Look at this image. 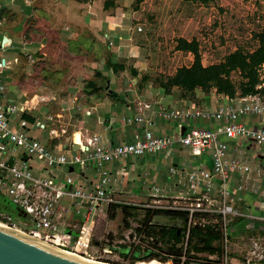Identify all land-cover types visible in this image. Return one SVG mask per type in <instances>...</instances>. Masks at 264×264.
Masks as SVG:
<instances>
[{
	"label": "crops",
	"instance_id": "crops-1",
	"mask_svg": "<svg viewBox=\"0 0 264 264\" xmlns=\"http://www.w3.org/2000/svg\"><path fill=\"white\" fill-rule=\"evenodd\" d=\"M129 15L120 0H0L3 21L0 25V62L5 60L4 69H0V83L6 86L5 92L0 94V102H15L24 109L16 121L12 119L13 128L21 129L20 117L26 118L31 125L41 122L44 126L29 127L30 135L55 153L83 155L84 147L94 135H99L103 144L115 146L133 141L137 134L147 129L157 136L178 138L186 129L201 127L217 130L223 125L221 121L190 118L181 126L182 121L159 116L158 111L162 108L216 109L225 104L241 106L244 103L247 96L230 97L218 93L216 88H198L186 93L173 87L166 92L160 83L168 76L162 78L160 73L163 69L153 62L149 42L145 38L148 24H135V19ZM74 32L77 36H85L86 41L90 36L97 35L100 44H97L95 59L88 60V63L94 64L95 73H85L86 79L81 87L74 88L67 73L62 76L57 70L49 77L39 73V69V78L25 75L23 68L29 62L26 61L28 57L37 54L38 58L44 59L67 49L63 43L71 40L70 35ZM4 39L12 43L5 49L1 47ZM133 41L140 44L135 45ZM105 45L108 54H104ZM54 62L53 59L51 63L41 60L36 66L53 65ZM111 64L117 65V68ZM175 73L171 72L169 76ZM144 104H150V107L146 108ZM140 113L145 118L143 122L126 121ZM148 119H152L153 123H149ZM239 121L251 128H264V113L247 114ZM219 137L228 143L229 158L240 159L250 166V171H234L228 178V185L235 195L234 205L244 204L246 211L264 215V146L259 148L249 138H228L222 133ZM21 155V151H9L6 158L13 162ZM29 162L35 175L50 176L63 183L72 177L74 185L90 187L100 176L93 163L47 169L38 157H29ZM105 166L114 178L124 179L123 182L113 183L116 199L141 203L150 197L154 185L160 186L165 194H190L189 183L176 185L170 169L177 167L190 171L194 166L210 169L212 151L207 149L202 156H197L190 147L177 142L169 151L124 157ZM238 185H244L245 189L237 190ZM198 193H201L200 188ZM69 204L70 197L65 196L59 211L62 205ZM12 205L4 190H0V209L12 211ZM76 220V224L66 226L73 238V242L68 240L69 245L74 243L78 233L81 219Z\"/></svg>",
	"mask_w": 264,
	"mask_h": 264
},
{
	"label": "built area",
	"instance_id": "built-area-1",
	"mask_svg": "<svg viewBox=\"0 0 264 264\" xmlns=\"http://www.w3.org/2000/svg\"><path fill=\"white\" fill-rule=\"evenodd\" d=\"M0 17V25L2 24ZM5 67V62H0V69ZM5 84L0 83V94L5 92ZM146 108L150 104L143 105ZM24 109L15 102L2 104L0 102V190L6 193L11 202L22 209L31 219L32 226L29 234L45 242H51L58 246L67 247L71 233L66 229L67 225L76 224V218L81 219L78 233L74 239V253L78 256L88 254L89 248L95 235L96 221L105 206L120 203L115 197L113 188L114 182H123L124 179L113 177L106 169V164L129 156H141L151 152L169 151L177 142L191 148L197 156L210 149L212 151V167L204 169L194 166L190 171L172 167L171 174L175 177V183L183 186L189 183L190 194H165L163 189L154 185L151 190L152 203L143 205L156 208L159 211L178 212L188 217V232L186 244L190 237L192 220L195 216L205 214H218L224 220V228L220 238L229 241L231 230L228 229L233 217H243L258 222H264V215L253 213H240L234 207L235 195L228 185V178L234 171H250V166L236 158L228 157V143L221 140L220 133L228 138H249L253 139L259 148L264 146V128H251L239 121L240 117L247 114L264 113V95H248L241 106L234 104L221 105L216 109L198 108L178 109L162 108L158 115L168 120L184 122L190 118H205L207 120L221 121L223 125L217 130H210L201 127H193L178 138L167 135L157 136L152 130L147 129L142 134H137L131 142L107 146L102 143L99 135H94L84 147V154L73 156L65 153H55L48 146L34 138L28 132L29 127L44 126L41 122L31 125L23 117H20V130L12 126V119ZM14 117V118H13ZM142 113L127 118L128 123L143 122ZM153 123L152 119H148ZM9 151L14 153L21 151V157H16L12 162L6 158ZM29 157H38L47 169L60 165H76L93 163L100 172L99 178L90 186L74 185V179L68 177L65 182H59L50 176L35 175ZM188 182V183H187ZM73 188H69L73 186ZM201 193H198V189ZM245 189L244 185H238L237 190ZM188 192V193H189ZM192 194V195H191ZM70 197L68 206L62 205V199ZM169 197L178 202L179 199L193 201L192 205L169 206L162 205L163 199ZM139 204V203H129ZM219 205V207H217ZM66 217V219H65ZM64 218L65 220H62ZM229 218V219H228ZM70 220V223H67ZM228 221V222H227ZM0 222L17 228L13 217L5 210L0 209ZM210 225V224H209ZM196 226V225H195ZM205 226V225H204ZM213 226V225H212ZM214 227V226H213ZM262 236V237H261ZM262 241V243H261ZM256 248L261 249L264 256V234L254 238Z\"/></svg>",
	"mask_w": 264,
	"mask_h": 264
},
{
	"label": "rangeland",
	"instance_id": "rangeland-1",
	"mask_svg": "<svg viewBox=\"0 0 264 264\" xmlns=\"http://www.w3.org/2000/svg\"><path fill=\"white\" fill-rule=\"evenodd\" d=\"M120 1L124 10L130 14L129 17L135 19V24H148L145 38L149 42L148 47L153 62L163 69L161 73L157 71L162 78L169 76L181 66L191 65L194 60L191 53L176 49L177 39L180 37L190 40L197 38L200 42L203 63L210 65L222 61L238 48L253 51L259 45L257 35L264 32V0H213L208 5L183 0ZM77 35L75 32L72 33L71 40L63 43L68 50L57 51L55 55H48L44 59L38 58L37 54L28 57L26 61L29 62L23 68L25 75L39 78L41 76L39 73L42 72L45 77H49L54 75V70H57L62 76L67 73L68 79L74 83V88L81 87L82 81L86 79L85 73H95L94 64L88 63V60L95 59L99 37L93 35L86 41L85 36ZM133 43L140 44L139 41ZM104 54H108L107 46L104 48ZM52 59L55 60L53 65L36 66L41 60L51 63ZM69 61L71 63H68ZM262 73L264 75V66ZM151 200L152 197H149L145 202L134 205L121 199L118 204L105 206L96 221L95 235L88 254L86 257H81L105 264H147L151 261L164 264H247L248 260L251 264L259 262L260 259L255 256L257 254H254V250L257 249L254 238L259 234L257 230L252 229L243 233H240L241 230L230 233L229 241L224 239L215 241L211 248H206L204 242L197 239L194 240L195 246L187 247L185 237L175 246V251L181 250L182 254H173L174 242L168 239L162 228L176 224L184 227L187 236L189 227L183 225V219L172 217L166 212H159L162 208L157 210L143 206L151 204ZM163 200L162 205L175 207L184 204L191 206L193 203L183 199H179L176 203L169 197ZM234 207L240 213H250L246 211L244 204ZM242 219L243 217H233L228 223V229ZM151 223L156 225L161 233L157 237L148 234L146 228ZM209 224L213 225L221 235L224 220L218 214L195 216L191 223L192 226L198 225L201 228ZM17 228L27 233L31 231L30 227L21 225ZM138 228H142L143 231L138 232ZM70 240L73 242V238ZM73 245L74 243L67 247L57 246L74 253ZM155 254H157L156 258L151 259L150 257Z\"/></svg>",
	"mask_w": 264,
	"mask_h": 264
},
{
	"label": "trees",
	"instance_id": "trees-1",
	"mask_svg": "<svg viewBox=\"0 0 264 264\" xmlns=\"http://www.w3.org/2000/svg\"><path fill=\"white\" fill-rule=\"evenodd\" d=\"M141 2L142 0H138ZM185 2H193L208 5L213 0H183ZM259 45L253 51H246L238 48L229 53L222 61L210 65L203 63L202 54L200 51V42L197 38L188 40L187 38L180 37L177 39V50L191 52L194 55V61L189 66H181L176 70L174 75H170L166 80L160 84L169 92L173 87H178L186 93L195 91L198 88L210 90L216 88L218 93L227 94L230 97H244L254 94L264 95V75L262 68L264 66V32L257 35ZM116 67L117 65H112ZM122 67V65H120ZM4 198H2L3 200ZM6 202V201H5ZM14 205V204H13ZM12 211L8 213L13 217L17 226H32V221L29 216L19 207L14 205ZM166 212L170 216L183 219L184 224L188 225V217L178 212ZM154 224H149L146 228L148 234L158 236L161 234ZM186 228V227H185ZM165 235L169 240L173 241L174 249L172 253L181 255L182 251H175V246L181 243L186 237L184 227L173 224L169 228H162ZM142 232V228L137 229ZM232 233V229H231ZM233 234V233H232ZM220 238L219 233L212 225H205L203 228L198 225L191 227L188 246L193 247L196 245L194 240H201L204 242L206 248H211L213 242ZM157 254L152 255L151 259L156 258Z\"/></svg>",
	"mask_w": 264,
	"mask_h": 264
},
{
	"label": "water",
	"instance_id": "water-1",
	"mask_svg": "<svg viewBox=\"0 0 264 264\" xmlns=\"http://www.w3.org/2000/svg\"><path fill=\"white\" fill-rule=\"evenodd\" d=\"M11 44L10 40L4 39L1 47L5 49ZM44 242L19 228L0 222V264H93Z\"/></svg>",
	"mask_w": 264,
	"mask_h": 264
},
{
	"label": "flooded vegetation",
	"instance_id": "flooded-vegetation-1",
	"mask_svg": "<svg viewBox=\"0 0 264 264\" xmlns=\"http://www.w3.org/2000/svg\"><path fill=\"white\" fill-rule=\"evenodd\" d=\"M231 229H232V233L234 232L236 233L239 230H241L240 233H243L245 231L252 229V230H257L258 234L261 235V234H264V222H258L252 219L245 218V219H242L239 223L232 226L230 230ZM254 254H257L255 256H257V258L260 260H258L259 261L258 263H252V264H264V256H262L261 254V249L257 248L256 250H254ZM247 264H251V261L248 260Z\"/></svg>",
	"mask_w": 264,
	"mask_h": 264
},
{
	"label": "bare ground",
	"instance_id": "bare-ground-1",
	"mask_svg": "<svg viewBox=\"0 0 264 264\" xmlns=\"http://www.w3.org/2000/svg\"><path fill=\"white\" fill-rule=\"evenodd\" d=\"M40 241V240H39ZM42 242V241H41ZM44 243H46V244H48V245H50L51 247H53V248H55V249H58V250H60V251H65V252H67V253H71V254H74V255H77V254H75V253H73V252H70V251H68V250H65V249H62V248H59L56 244H50V243H48V242H44ZM81 257V256H80ZM83 258V257H82ZM83 259H85V258H83ZM86 260V259H85ZM87 261H89V260H87ZM89 262H91V263H93V264H105V263H100V262H95V261H89ZM147 264H164V263H162V262H159V261H151V262H149V263H147Z\"/></svg>",
	"mask_w": 264,
	"mask_h": 264
}]
</instances>
